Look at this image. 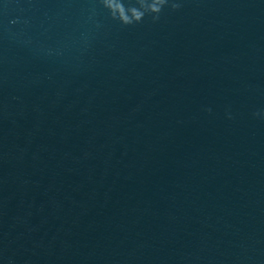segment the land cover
<instances>
[{"label":"water","instance_id":"water-1","mask_svg":"<svg viewBox=\"0 0 264 264\" xmlns=\"http://www.w3.org/2000/svg\"><path fill=\"white\" fill-rule=\"evenodd\" d=\"M177 2L0 0V264H264V0Z\"/></svg>","mask_w":264,"mask_h":264},{"label":"clouds","instance_id":"clouds-1","mask_svg":"<svg viewBox=\"0 0 264 264\" xmlns=\"http://www.w3.org/2000/svg\"><path fill=\"white\" fill-rule=\"evenodd\" d=\"M100 2L111 18L123 26L139 24L146 16H150L152 21L156 22L166 7L173 11L181 7L177 0H100ZM253 116L264 118V111L254 112Z\"/></svg>","mask_w":264,"mask_h":264}]
</instances>
